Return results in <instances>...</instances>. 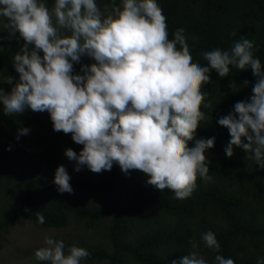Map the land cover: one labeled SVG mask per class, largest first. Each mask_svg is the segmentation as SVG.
I'll return each instance as SVG.
<instances>
[{"label": "clouds", "instance_id": "9594fccd", "mask_svg": "<svg viewBox=\"0 0 264 264\" xmlns=\"http://www.w3.org/2000/svg\"><path fill=\"white\" fill-rule=\"evenodd\" d=\"M0 25L24 41L12 62L19 79L6 76L2 83L11 85L10 92L0 89L4 115L25 108L47 111L54 131L70 133L83 146L79 154L71 148L64 152L75 162L74 171L86 167L100 173L116 163L124 172L151 177V186L163 193L189 197L197 176L210 179L205 153L215 143L214 137L195 139L205 119L201 106L212 108L202 87L211 71L226 77L230 66L251 69L256 79L250 98L217 119L230 135L225 155L231 158L239 147L264 170V64L254 55L252 40L240 37L230 50L206 51L207 63L196 64L189 33L181 30L169 38L157 0H111L103 10L97 0H55L51 9L46 0H0ZM82 56L94 62L74 74ZM29 131L19 128L16 138ZM69 181L66 168L58 166L53 181L58 191L71 194ZM37 221L45 223L39 212ZM201 238L219 253L215 233ZM34 255L50 264H82L90 253L75 245L66 249L63 240L46 236ZM172 264L208 261L193 251ZM214 264L234 260L217 254ZM256 264H264V257Z\"/></svg>", "mask_w": 264, "mask_h": 264}, {"label": "trees", "instance_id": "16d2710c", "mask_svg": "<svg viewBox=\"0 0 264 264\" xmlns=\"http://www.w3.org/2000/svg\"><path fill=\"white\" fill-rule=\"evenodd\" d=\"M54 2L46 0L49 9ZM157 2L170 39L181 30L189 33L196 64L207 63L204 52L230 50L240 37L253 41L254 55L264 64V0ZM97 3L101 10L111 6V0ZM23 44L18 32L10 36L0 25V89L5 93L11 85L2 83L4 78L19 79L12 62ZM93 62L82 56L73 66L74 74H82L81 65ZM230 68L226 77L211 71L210 82L202 87L212 108L201 106L205 119L195 139L215 138L214 147L205 153L210 179L197 176L196 187L184 199H176L171 190L159 191L151 186V177L124 172L116 163L100 173L86 167L74 171L75 162L64 152L71 148L79 154L83 146L70 133L54 131L47 111L25 108L23 113L5 116L0 105V195H7L0 203V234L8 233L19 221L46 230L72 227V232L59 239L66 249L75 245L90 253L82 264H172L193 251L208 264H214L217 254L233 259L234 264H256L264 257V170L239 147H234L231 158L226 157L230 135L217 124L237 102L250 98L256 78L251 69ZM19 128L30 131L17 139ZM60 165L70 176L71 194L59 192L53 182ZM38 212L45 223L37 221ZM208 231L215 233L219 253L205 246L201 236ZM32 264L50 262L35 258Z\"/></svg>", "mask_w": 264, "mask_h": 264}, {"label": "rangeland", "instance_id": "374dc122", "mask_svg": "<svg viewBox=\"0 0 264 264\" xmlns=\"http://www.w3.org/2000/svg\"><path fill=\"white\" fill-rule=\"evenodd\" d=\"M7 199V195H0V203ZM46 230L34 227L26 221H19L5 234H0V264H32L36 258L35 251L44 246V238L51 236L59 239L65 232Z\"/></svg>", "mask_w": 264, "mask_h": 264}]
</instances>
